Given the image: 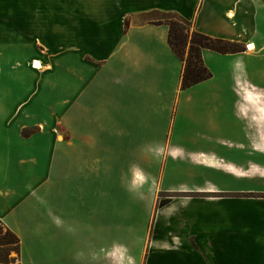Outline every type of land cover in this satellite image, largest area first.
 <instances>
[{
	"label": "crops",
	"instance_id": "1",
	"mask_svg": "<svg viewBox=\"0 0 264 264\" xmlns=\"http://www.w3.org/2000/svg\"><path fill=\"white\" fill-rule=\"evenodd\" d=\"M162 13L243 50L180 89ZM0 221V264H264V0H0Z\"/></svg>",
	"mask_w": 264,
	"mask_h": 264
},
{
	"label": "trees",
	"instance_id": "2",
	"mask_svg": "<svg viewBox=\"0 0 264 264\" xmlns=\"http://www.w3.org/2000/svg\"><path fill=\"white\" fill-rule=\"evenodd\" d=\"M164 21L168 26L167 43L174 55L182 62L180 74V89L188 88L200 81L211 77V72L204 65L203 49H210L219 53H235L243 50V45L236 41L211 37L194 28L187 19L174 14L162 13L154 22ZM187 46V50L185 47ZM168 201L160 198L157 205ZM20 242L18 236L6 228L0 237V263L13 262L19 256ZM15 255H11V253Z\"/></svg>",
	"mask_w": 264,
	"mask_h": 264
},
{
	"label": "rangeland",
	"instance_id": "3",
	"mask_svg": "<svg viewBox=\"0 0 264 264\" xmlns=\"http://www.w3.org/2000/svg\"><path fill=\"white\" fill-rule=\"evenodd\" d=\"M185 50H187V46L185 47ZM231 123H234V121L233 120H231L230 121ZM245 121H241L240 123H239V121L237 122L238 123V128L240 129V127H242V124H245L244 123ZM246 125H244V127H245ZM32 131H34V129L33 128H28L27 130H24L23 131V134L24 135H28L29 133H31ZM30 154H32V153H30ZM27 162H29V160H27ZM47 160L46 161H44V162H41L42 163V166L44 165V164H47ZM169 165L168 166H166L165 168H164V176H165V178L166 179H181L182 177H185L186 176V174H183L182 172H181V167H180V165H176V164H171L170 165V163H168ZM40 169H41V167H40ZM162 169L163 168H161V169H156V168H154V169H150V171L151 172H153V173H158V172H162ZM111 195H112V192H111ZM162 199V198H161ZM114 199H111V201H110V208L112 209V208H115L116 206L114 205ZM6 220H7V222L9 223V224H11V226H15V216L13 215V214H9L7 217H6ZM10 228V227H9ZM11 229V228H10ZM6 231V228H5V226H3V223L0 221V237L1 236H3V234H4V232ZM11 255H15L13 252L11 253Z\"/></svg>",
	"mask_w": 264,
	"mask_h": 264
},
{
	"label": "bare ground",
	"instance_id": "4",
	"mask_svg": "<svg viewBox=\"0 0 264 264\" xmlns=\"http://www.w3.org/2000/svg\"><path fill=\"white\" fill-rule=\"evenodd\" d=\"M249 49H251L252 48V46H249V45H246ZM34 65H35V67H38V63L36 62V61H34Z\"/></svg>",
	"mask_w": 264,
	"mask_h": 264
}]
</instances>
